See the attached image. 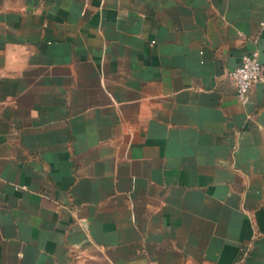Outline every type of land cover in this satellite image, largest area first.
<instances>
[{"label":"crops","instance_id":"0c3cea01","mask_svg":"<svg viewBox=\"0 0 264 264\" xmlns=\"http://www.w3.org/2000/svg\"><path fill=\"white\" fill-rule=\"evenodd\" d=\"M264 0H0V264H264Z\"/></svg>","mask_w":264,"mask_h":264},{"label":"built area","instance_id":"2783aa9c","mask_svg":"<svg viewBox=\"0 0 264 264\" xmlns=\"http://www.w3.org/2000/svg\"><path fill=\"white\" fill-rule=\"evenodd\" d=\"M230 77L236 85L238 98L247 102L255 84L264 83V60L259 48L247 51L241 63L229 71Z\"/></svg>","mask_w":264,"mask_h":264}]
</instances>
